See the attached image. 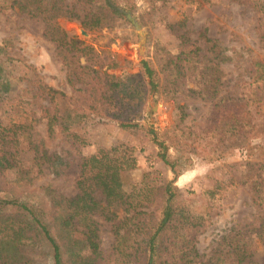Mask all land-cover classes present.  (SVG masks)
<instances>
[{
	"label": "rangeland",
	"instance_id": "374dc122",
	"mask_svg": "<svg viewBox=\"0 0 264 264\" xmlns=\"http://www.w3.org/2000/svg\"><path fill=\"white\" fill-rule=\"evenodd\" d=\"M111 1L121 17L110 19V28L86 31L73 15L56 22L70 37L94 48L88 63L100 71L119 79L136 77L146 61L157 71L159 87L136 121L139 128L124 130L118 122L94 115L84 119L80 132L88 145L79 149L63 137L47 136L38 108L45 103L34 97L32 82L37 80L68 97L79 96L68 83L55 44L45 36V23L16 8L0 13V68L9 84L8 91H0V123L23 122L27 116L34 120L20 150L22 163L36 173L28 187L27 181L17 182L15 171L0 174V195L51 185L57 197H72L83 157H104L117 146L132 148L138 162L127 174L125 189L136 192L143 184L159 189L174 182L180 190L176 205L198 223L186 236L200 257L190 263L191 257L176 254L173 259L168 250L158 264H203L223 236L245 229L253 238L252 231L264 222V18L252 10L250 0H209L203 7L187 0ZM180 36L202 52L179 78L172 76L176 83L169 94L163 91L170 78L163 66L179 54ZM213 44L216 49L208 52ZM155 136L167 148L174 170L157 158ZM216 183L223 190L212 195ZM39 197L25 200L38 203ZM96 221L101 251L96 264H128L121 254L133 241L137 220L117 228L118 239L113 223ZM248 262L264 264V244L255 241L243 264ZM25 264H50V259L31 250Z\"/></svg>",
	"mask_w": 264,
	"mask_h": 264
},
{
	"label": "trees",
	"instance_id": "16d2710c",
	"mask_svg": "<svg viewBox=\"0 0 264 264\" xmlns=\"http://www.w3.org/2000/svg\"><path fill=\"white\" fill-rule=\"evenodd\" d=\"M67 1L0 0V13L16 8L20 14L40 18L45 23V36L55 44L58 56L67 68L68 83L79 96L68 97L37 80L32 82L34 97L45 103L38 108L40 119L46 124L47 136L63 137L79 149L88 145L80 126L90 116L118 122L124 130L139 128L136 121L144 115L149 96L158 90L159 83L157 71L146 61L142 62V75L126 79L108 75L89 64L95 54L94 48L75 36L70 37L58 26L57 19L73 15L84 30H102L110 28L108 21L121 17V13L111 0H72L71 4H66ZM187 1L198 7L209 3V0ZM249 3L252 10L264 18V0H250ZM201 36L212 45L206 32ZM179 38V54L168 57L163 66L170 77L165 79L167 85L163 86V91L169 94L173 91L171 85L176 83L172 76L179 78L202 52L190 38ZM261 42L264 45V34ZM215 49L213 44L208 52ZM83 58L86 64L82 62ZM8 89V81L0 68V91ZM192 94L202 95V92L193 90ZM33 121L27 116L23 122L0 123V174L15 171L17 182L27 181V187L36 173L22 163L20 146L22 139L33 130ZM154 143L159 148L157 158L174 170L167 148L156 140V136ZM137 162L132 148L117 146L104 157L81 159L75 180L76 194L72 197H57L51 185L21 194L13 191L6 196L0 195V262L25 264L29 251L37 250L49 257L50 264H96L101 256L96 218L113 223L117 239L120 237L117 228L137 220L132 226L136 228L133 241L121 254L125 263L158 264L168 250L173 259L176 254H181L183 259L191 257L190 263L198 259V251L186 236L189 228L198 223L189 211L176 205L180 190L174 182L159 189L148 184H143L136 192L125 189L127 174L136 169ZM221 190L223 188L216 183L211 194L218 195ZM33 196H40L38 203L25 200V197ZM154 205L153 210L147 211ZM52 207L53 216L50 214ZM252 232L253 238L245 229L223 236L203 264L245 263L253 254L255 241L264 244V222ZM86 251L90 255H86Z\"/></svg>",
	"mask_w": 264,
	"mask_h": 264
},
{
	"label": "water",
	"instance_id": "95a60500",
	"mask_svg": "<svg viewBox=\"0 0 264 264\" xmlns=\"http://www.w3.org/2000/svg\"><path fill=\"white\" fill-rule=\"evenodd\" d=\"M82 33H83V35H86V32L84 31V30H82ZM142 45V44H141Z\"/></svg>",
	"mask_w": 264,
	"mask_h": 264
}]
</instances>
